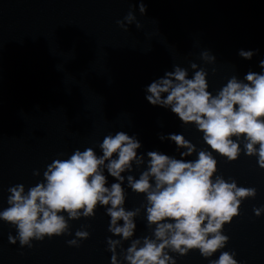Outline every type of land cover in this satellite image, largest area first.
Here are the masks:
<instances>
[{"label": "water", "instance_id": "obj_1", "mask_svg": "<svg viewBox=\"0 0 264 264\" xmlns=\"http://www.w3.org/2000/svg\"><path fill=\"white\" fill-rule=\"evenodd\" d=\"M144 2L146 14L139 11L140 0H0V210L8 207L10 186L23 183L27 191L43 180L46 166L60 153L67 158L77 148L92 147L101 155L98 144L109 133L136 135L143 145L138 153L145 157L158 150L179 158L174 142L161 141L160 133H180L197 151L207 148L194 125L182 124L170 109L145 99V87L173 65L187 68L190 78V62L205 68L214 95L232 75L243 79L249 70L262 71L264 0ZM129 11L136 20L121 28L116 21ZM240 49L259 51L246 60ZM204 50L215 55V63L201 59ZM214 155L218 174L257 190L225 225L230 239L222 251H235L240 264H264V213L253 212L264 206V169L256 156L243 152L232 162ZM143 167L130 174L138 178ZM36 169L40 176L33 175ZM108 181L115 179L109 175ZM124 187L125 207L141 208L135 237L150 235L145 196L126 181ZM109 222L101 206L95 217L70 220L71 234L34 240L29 248L10 243L9 233L15 236L17 229L0 220V264H110ZM88 225L90 237L70 246L76 230ZM172 255L177 264H208L198 250Z\"/></svg>", "mask_w": 264, "mask_h": 264}, {"label": "clouds", "instance_id": "obj_2", "mask_svg": "<svg viewBox=\"0 0 264 264\" xmlns=\"http://www.w3.org/2000/svg\"><path fill=\"white\" fill-rule=\"evenodd\" d=\"M139 11L146 14L144 0ZM135 20L129 11L116 23L127 29ZM258 51L240 49L238 55L251 60ZM200 57L209 64L216 61L209 50ZM259 67L262 71L249 70L243 79L232 75L214 95L205 68L190 62L194 70L190 78L187 68L173 65L174 70L145 87V99L170 109L182 124L194 125L208 147L197 151V145L183 134L160 133L161 141L174 142L179 158L158 150L147 151L146 158L138 153L143 145L137 136L121 130L107 134L98 144L101 155L92 147L77 148L67 158H59L65 155L60 153L46 166L43 180L27 191L23 183L8 188V207L0 210V220L17 229L15 236L9 233V242L31 248L34 240L71 234L70 220L95 217L96 209L104 206L110 217L108 231L113 234L107 238L110 264H177L173 253L182 257L193 250L208 264H240L235 251H222L230 239L224 227L240 215L243 201L255 198L257 190L218 174L214 153L228 162L239 159L242 152L256 156L264 169V60ZM241 140L246 141L242 146ZM193 154L195 159H186ZM141 165L138 178L130 174ZM33 175L40 176V170H33ZM109 175L115 179L110 185ZM125 181L133 192L145 196L142 207L150 235L135 237L141 208L125 207ZM253 212L260 216L264 206L254 207ZM87 227L76 230L67 243L79 247L90 237ZM125 241H130L127 248ZM217 252L218 258L212 259Z\"/></svg>", "mask_w": 264, "mask_h": 264}]
</instances>
